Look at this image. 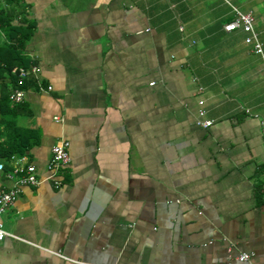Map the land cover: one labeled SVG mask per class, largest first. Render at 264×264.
<instances>
[{
    "label": "crops",
    "instance_id": "0c3cea01",
    "mask_svg": "<svg viewBox=\"0 0 264 264\" xmlns=\"http://www.w3.org/2000/svg\"><path fill=\"white\" fill-rule=\"evenodd\" d=\"M23 2L37 87L10 100L39 143L0 173V194L18 188L0 264H264V0ZM234 8L261 53L224 30ZM13 158L39 183L18 184Z\"/></svg>",
    "mask_w": 264,
    "mask_h": 264
},
{
    "label": "trees",
    "instance_id": "16d2710c",
    "mask_svg": "<svg viewBox=\"0 0 264 264\" xmlns=\"http://www.w3.org/2000/svg\"><path fill=\"white\" fill-rule=\"evenodd\" d=\"M34 28L23 0H0V160L6 162L4 168L12 156H25L39 143L35 128L16 122L23 106L9 98L14 89L37 87L33 76H19L20 68L27 69L33 64L23 51Z\"/></svg>",
    "mask_w": 264,
    "mask_h": 264
},
{
    "label": "built area",
    "instance_id": "2783aa9c",
    "mask_svg": "<svg viewBox=\"0 0 264 264\" xmlns=\"http://www.w3.org/2000/svg\"><path fill=\"white\" fill-rule=\"evenodd\" d=\"M236 15L235 17L226 23L223 28L226 31H231L236 28H241L244 32H246L248 35L245 38L246 43H250L254 49V52L261 53L262 48L261 44L257 39V35L254 32L253 29V23H254V16L251 11L249 12H241L238 11L236 8H234ZM15 70V69H14ZM37 71V68L35 66H31L30 69H19V76L24 78L28 76L30 73L35 74ZM9 98L14 102H21L23 98V91L20 89H14L10 92ZM199 104H202V101H199ZM198 116L200 119L196 120V124L202 126V127H208L211 124V120L203 118L204 111L199 110ZM263 124V122H262ZM262 134L264 135V127L262 129ZM68 146L69 142L65 139H60L51 147V157L47 164V169L49 171V175L47 176V179H50L54 187H59L61 185V181L58 177V173L60 170L69 164L70 157L68 154ZM14 163L12 165V168L10 170V174L17 175V183L18 184H31L36 185L39 183V180L36 177L35 173V167L32 164H24L22 163L23 158L16 159L13 158ZM4 170V163L0 161V173ZM18 192V188L4 191L0 194V213L6 210L10 205H12L15 194ZM13 236L16 238V236L8 233L4 230L2 222L0 221V241H2L6 236ZM250 258V255L248 253H240L237 256V259L240 261H248Z\"/></svg>",
    "mask_w": 264,
    "mask_h": 264
}]
</instances>
